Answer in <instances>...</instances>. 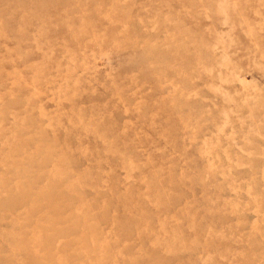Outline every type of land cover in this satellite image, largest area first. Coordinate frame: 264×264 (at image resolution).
<instances>
[{
    "label": "rangeland",
    "instance_id": "1",
    "mask_svg": "<svg viewBox=\"0 0 264 264\" xmlns=\"http://www.w3.org/2000/svg\"><path fill=\"white\" fill-rule=\"evenodd\" d=\"M0 264H264V0H0Z\"/></svg>",
    "mask_w": 264,
    "mask_h": 264
}]
</instances>
